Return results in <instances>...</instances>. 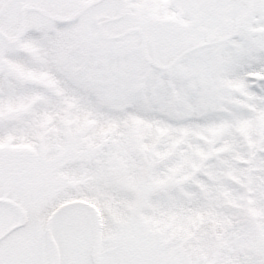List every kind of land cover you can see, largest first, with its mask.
Wrapping results in <instances>:
<instances>
[{"label": "snow or ice", "instance_id": "6c2138e0", "mask_svg": "<svg viewBox=\"0 0 264 264\" xmlns=\"http://www.w3.org/2000/svg\"><path fill=\"white\" fill-rule=\"evenodd\" d=\"M0 264H264V0H0Z\"/></svg>", "mask_w": 264, "mask_h": 264}]
</instances>
